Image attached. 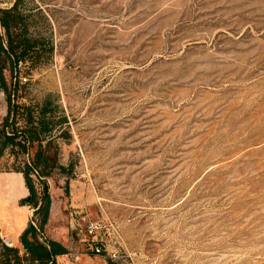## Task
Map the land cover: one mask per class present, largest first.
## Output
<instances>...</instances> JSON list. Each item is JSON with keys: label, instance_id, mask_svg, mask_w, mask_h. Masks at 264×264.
<instances>
[{"label": "rangeland", "instance_id": "rangeland-1", "mask_svg": "<svg viewBox=\"0 0 264 264\" xmlns=\"http://www.w3.org/2000/svg\"><path fill=\"white\" fill-rule=\"evenodd\" d=\"M15 2L39 45L13 69L1 56L17 84L12 116L0 84L1 243L22 250L34 213L14 169L40 151L55 159L44 235L65 249L56 264H264V0L0 10Z\"/></svg>", "mask_w": 264, "mask_h": 264}, {"label": "trees", "instance_id": "trees-1", "mask_svg": "<svg viewBox=\"0 0 264 264\" xmlns=\"http://www.w3.org/2000/svg\"><path fill=\"white\" fill-rule=\"evenodd\" d=\"M17 2L10 9L0 10V84L7 98L8 116L14 115L11 102L17 84L16 77L12 75L10 76L11 81L7 82L3 74L5 66L8 64L13 69L14 65L25 63L27 60H35L39 45L37 40L28 35L25 28L22 27L21 30V19L17 14ZM17 30L19 31L18 34L16 33ZM4 38L6 46L2 44ZM2 55H4L6 64L1 62ZM28 112H26V116L29 124L37 122L41 126L44 125V127L48 125L44 122V118L41 120L36 119L32 112ZM45 115L46 112L42 113V117H45ZM33 133L11 132L9 136L4 137V140L9 144H12L14 140H19L18 143L20 144H25L24 141H27L28 144L30 141L38 140L37 133L35 131ZM27 153L28 149L26 148ZM54 165L55 159L52 156L36 151L24 168L14 169L16 173L23 176L29 193V196L24 200V204L32 207L34 217L19 236L18 241L22 250L6 246L0 241V264H56V258L65 254V249L60 243L44 235L51 207L47 179L52 176Z\"/></svg>", "mask_w": 264, "mask_h": 264}, {"label": "built area", "instance_id": "built-area-1", "mask_svg": "<svg viewBox=\"0 0 264 264\" xmlns=\"http://www.w3.org/2000/svg\"><path fill=\"white\" fill-rule=\"evenodd\" d=\"M90 229H91V231H95V230H96V228H95V227H92V226H90ZM4 244H5L6 246H9V247H11V245H10V244H8V243H5V242H4ZM100 251H101V250H100V248H98V247H97V248H95V253H96V254H99V253H100Z\"/></svg>", "mask_w": 264, "mask_h": 264}, {"label": "water", "instance_id": "water-1", "mask_svg": "<svg viewBox=\"0 0 264 264\" xmlns=\"http://www.w3.org/2000/svg\"><path fill=\"white\" fill-rule=\"evenodd\" d=\"M20 205H21V206H23V205H24V202H23V201H22V202H20Z\"/></svg>", "mask_w": 264, "mask_h": 264}]
</instances>
